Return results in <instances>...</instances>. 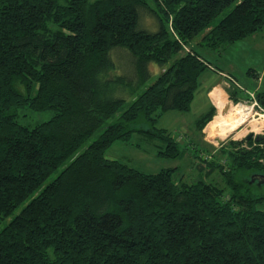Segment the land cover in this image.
<instances>
[{"label":"trees","instance_id":"16d2710c","mask_svg":"<svg viewBox=\"0 0 264 264\" xmlns=\"http://www.w3.org/2000/svg\"><path fill=\"white\" fill-rule=\"evenodd\" d=\"M151 1L156 10L147 0H0V264H264V195L235 178L264 175V135L245 138L247 150L220 146L227 168L204 161L228 192L105 156L133 135L158 140L166 157L189 151L191 139L157 122L190 109L206 71L223 72L191 42L213 49L256 33L264 0ZM139 7L155 31L138 27ZM117 48L130 55L122 72ZM255 98L264 108V91ZM46 110L44 121H20Z\"/></svg>","mask_w":264,"mask_h":264},{"label":"rangeland","instance_id":"374dc122","mask_svg":"<svg viewBox=\"0 0 264 264\" xmlns=\"http://www.w3.org/2000/svg\"><path fill=\"white\" fill-rule=\"evenodd\" d=\"M147 3L151 8H154V10L157 9L151 0H147ZM231 8L232 6L215 17L211 21V25H215ZM138 27L150 32L157 29L155 16L146 11L143 7L138 8ZM198 40H200L199 36L191 42L192 46L198 48V50H200V52L213 65L223 69L225 75L230 76V74H233L235 81L232 80L230 76L228 78L229 81L223 83L224 91L220 89L223 94L217 92L212 95L211 99H213L212 101L215 106L212 105L213 112L208 122L211 121L209 123L206 122L202 130L198 129L195 121L209 111L205 91L211 84L212 80L215 79L216 75L212 73H209V75L206 74L207 77L202 75L200 78V85L195 91L188 111L180 112L168 110L158 120L157 126L167 128L182 144L190 143L189 139H191L194 142V145L188 144L190 150L188 151V149H186L185 154L180 158L166 157L157 152L162 148V144L158 140L149 139L143 135H133L129 140H117L111 143L105 150V156L146 173H155L162 168H171L174 170L175 176L182 178L184 181L202 178L207 182L222 187L225 192H228L229 188L225 184V179L220 174L219 169L215 167L216 169L211 172V174H207L206 171L209 169V165L204 161L218 163L221 164L223 168H227L225 164L227 163V157L220 152V146L228 151L230 148L228 145L230 141H241L238 145L239 148L246 150L250 149L251 144L249 145L247 142L243 141L246 135L251 132L247 131L249 128L248 124H250L249 121L255 118L256 120L262 121L264 124V108L255 98L256 93L264 91V24L262 29L254 34L231 43L222 44L213 49L198 46ZM117 49L123 53L121 52L118 54V57L111 53V57L112 59H116L115 61L118 72H122V66H125L122 62H125L126 64V59L129 54L124 49ZM185 49L188 50L186 47ZM121 54H123V56H121ZM120 59L122 61H120ZM152 66L157 67L153 64ZM153 71L154 69L151 70V72ZM153 73L148 80L149 82L154 79L155 75ZM223 99L231 106L243 105L250 107L252 113L251 117L245 121L246 123L243 122L236 127L232 124L229 125V133L226 136L223 135L218 130V126L215 125L218 120L216 115L218 112L216 105H219ZM51 114L52 113L49 110L34 112L31 113V117L28 116V119L22 117L20 118V121L23 123L44 121L50 118ZM226 116L229 117L228 112ZM227 117L225 119H228ZM252 133L254 136L264 135V126L260 131ZM194 147H197L201 151L197 150V153L199 155L201 154L206 160L194 157L196 152ZM261 147L264 148V145ZM83 148L84 147H81L79 152L82 151ZM260 161H264V158L260 159ZM200 163H204L202 164L204 171L199 170L196 167V165H199ZM56 173L57 172H55L47 181L52 179ZM253 173L235 174V178L237 179L236 175H240L241 181H243L244 184L247 183L254 194L264 195V182H259L254 179V176L252 175ZM248 179L249 181H253V183H248ZM18 210L19 209L15 210L14 213H17Z\"/></svg>","mask_w":264,"mask_h":264},{"label":"bare ground","instance_id":"6f19581e","mask_svg":"<svg viewBox=\"0 0 264 264\" xmlns=\"http://www.w3.org/2000/svg\"><path fill=\"white\" fill-rule=\"evenodd\" d=\"M221 111H222L221 113L234 111L235 114L237 115V117H234L235 115H233V116L228 115L229 117L226 116L228 119L223 120L218 125V130L225 136L229 133V130H228L229 125L232 124L233 126L236 127L237 125H240L243 122L247 121L248 118H250L251 114H252L251 108L247 107V106H243V105H241V106L237 105L235 108L232 109V108H230V106H228V104H224L223 107L221 108ZM249 122H250V124H248L249 128L247 129V131L258 132L264 126L262 121L256 120L255 118L251 119ZM216 132H218V131H216Z\"/></svg>","mask_w":264,"mask_h":264},{"label":"crops","instance_id":"0c3cea01","mask_svg":"<svg viewBox=\"0 0 264 264\" xmlns=\"http://www.w3.org/2000/svg\"><path fill=\"white\" fill-rule=\"evenodd\" d=\"M209 73H212V74H215L216 76H215V79H213L212 80V82H211V84L208 86V88L206 89V91H205V97H206V101H207V103H208V105H209V108H208V110H211V108H212V105H214V103H213V99H211L212 98V95L213 94H215V93H217V92H221L222 94H223V92L221 91V90H223V83H226V82H228L229 81V75H225V73H223V72H221V71H219V72H215V71H213V70H208L207 72H205L204 74H203V76H206L207 77V75H209ZM207 74V75H206ZM205 78V77H204ZM221 89V90H220ZM224 91V90H223ZM211 96V97H210ZM223 98H224V96H223ZM224 104H228V103H226L225 101H224V99L222 100V102L219 104V105H216V107H217V118H218V120H217V123L215 124V125H219L223 120H225V118H226V115H227V112H225V113H221L222 111H221V108L223 107V105ZM215 106V105H214ZM228 106H230V108H235L236 106H231V105H229L228 104ZM241 106V105H240ZM228 115H235L234 117H237V115L235 114V112L234 111H232V112H228ZM214 118H215V116H214ZM213 119V118H212ZM211 121V120H210ZM209 121V122H210ZM208 122V123H209ZM207 123V124H208ZM238 126V125H237Z\"/></svg>","mask_w":264,"mask_h":264},{"label":"water","instance_id":"95a60500","mask_svg":"<svg viewBox=\"0 0 264 264\" xmlns=\"http://www.w3.org/2000/svg\"><path fill=\"white\" fill-rule=\"evenodd\" d=\"M254 138L255 140H257L258 139V137H259V135H253V133L252 132H249L247 135H246V139H250V138ZM254 176V179H256L257 181H259V182H264V175H262V174H258V175H253Z\"/></svg>","mask_w":264,"mask_h":264}]
</instances>
